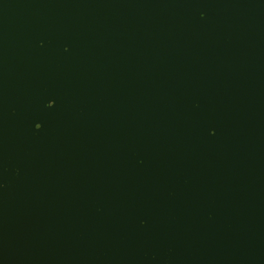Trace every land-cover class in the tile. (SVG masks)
Here are the masks:
<instances>
[{
	"label": "water",
	"instance_id": "95a60500",
	"mask_svg": "<svg viewBox=\"0 0 264 264\" xmlns=\"http://www.w3.org/2000/svg\"><path fill=\"white\" fill-rule=\"evenodd\" d=\"M0 264H264V0H0Z\"/></svg>",
	"mask_w": 264,
	"mask_h": 264
}]
</instances>
